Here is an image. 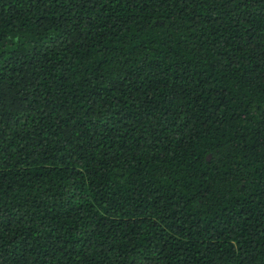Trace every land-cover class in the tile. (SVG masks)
I'll list each match as a JSON object with an SVG mask.
<instances>
[{
    "label": "trees",
    "instance_id": "16d2710c",
    "mask_svg": "<svg viewBox=\"0 0 264 264\" xmlns=\"http://www.w3.org/2000/svg\"><path fill=\"white\" fill-rule=\"evenodd\" d=\"M0 264H264V0H0Z\"/></svg>",
    "mask_w": 264,
    "mask_h": 264
}]
</instances>
